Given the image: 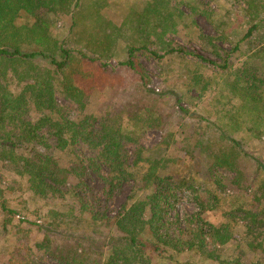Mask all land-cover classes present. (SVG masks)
Masks as SVG:
<instances>
[{
	"label": "rangeland",
	"instance_id": "obj_1",
	"mask_svg": "<svg viewBox=\"0 0 264 264\" xmlns=\"http://www.w3.org/2000/svg\"><path fill=\"white\" fill-rule=\"evenodd\" d=\"M38 14L47 20L46 36L50 43L60 44L72 55L82 51L98 60L73 59L66 70L69 80L86 91L77 101L56 93L55 102L65 116L74 121L93 116L103 122L116 115L117 124L139 138L143 167L153 161L164 166V172H171L175 181L185 178L193 184L192 190L178 195L180 199L169 214L170 220L199 212L193 196L198 194L194 186L199 185L215 195L213 203L202 213L205 220H220L225 210L240 204L246 210L261 212L260 218H264V198L254 187L262 182H253L256 160L264 163V122H255L244 111L233 90L235 76L244 63L249 62L247 68L264 65L263 55H255V50L246 47L242 57L233 58V69L229 65L222 71L191 55L156 58L150 53L162 55L169 46L181 47L222 63V52L242 38L251 22L264 17V0H83L73 21L68 15L46 9H40ZM18 21L33 24L35 19L23 16ZM129 47L146 48L134 52L135 62L144 71V86L118 65L125 61ZM96 54L103 57L98 59ZM16 68L20 72L28 67ZM6 78L8 90L17 93L20 88L11 71ZM28 116L34 119L36 111L31 108ZM254 123L258 124L259 133H254ZM221 132L240 144L241 180L237 172L210 170L214 154H220L225 146ZM45 133L48 148L35 145L34 150L57 156L63 165L75 163L78 167L82 157L91 154L78 146L73 151L76 159L66 155V150L55 149V139ZM24 146L26 149L21 151L26 156L29 146ZM126 149L132 152L135 145L128 144ZM83 179L101 204L94 209L110 215L115 214L130 190L129 185H124L107 201L101 195L102 182L93 172L87 170ZM0 189L14 212L6 216L0 211V264H58L35 248L44 235L37 226L50 233L58 232L53 236L54 246H62L66 233L61 230L69 226L80 229L84 226L82 220L86 222L89 215L80 213L69 195H35L20 166L1 160ZM201 192L200 200L207 205L206 195ZM238 199L241 202H236ZM58 218L63 219L59 231L51 226ZM250 241L252 238L244 233L243 225L238 226L236 238L223 257L229 261L239 258L241 264L262 257L264 252L260 249L251 251Z\"/></svg>",
	"mask_w": 264,
	"mask_h": 264
},
{
	"label": "trees",
	"instance_id": "obj_2",
	"mask_svg": "<svg viewBox=\"0 0 264 264\" xmlns=\"http://www.w3.org/2000/svg\"><path fill=\"white\" fill-rule=\"evenodd\" d=\"M82 1L0 0V160L19 165L35 195L43 198L69 195L79 212L89 215L86 222L82 220L84 226L80 229L69 226L61 230L63 219L53 220L51 226L66 233L62 246H54L53 236L58 232L50 233L37 226L44 235L35 248L58 264H241L239 258L225 259L223 252L236 238L238 226L243 225L244 233L252 238L248 243L251 251L260 249L264 252V218H260L261 212L246 210L240 204L225 210L220 220H205L202 213L211 205L210 202L213 203L215 195L199 185L194 186L198 194L193 195L199 212L170 220L169 214L179 196L186 190H192L193 184L185 178L175 181L171 172H164V166L153 161H148L143 167L139 138L117 124L116 115L103 122L93 116L74 121L67 118L56 104V93L77 101L86 91L75 86L65 73L73 59L98 60L82 51L72 55L60 44L50 43L46 36L47 20L39 16L38 11L46 9L51 13L68 15L73 21ZM23 16L35 19L34 23L20 24L18 19ZM246 47L249 51L255 50V55L264 57V17L251 22L242 38L229 50L221 51L225 58L222 63L181 47L169 46L162 55L150 53L156 58L169 54L191 55L224 71L229 65L230 70L233 69V58L242 57L240 54ZM141 48L146 49L129 47L125 61L118 65L130 71L144 86L143 68L134 60V52ZM97 56L98 59L103 57ZM246 62L235 76L233 90L242 101L244 111L253 116L255 122H264V65L247 68ZM18 65L28 68L19 72L16 70ZM9 71L20 88L17 93L7 88ZM31 108L36 111L34 119L27 118ZM46 131L55 139L56 150H66L64 154L76 159L74 148L83 146L91 154L83 156L81 165L77 167L75 163L63 165L55 155L37 153L35 145L48 148ZM259 132L258 124L254 123V133ZM223 134L220 133V139L225 146L220 149V154H214L215 162L210 170L237 172L241 180L240 144ZM128 144L135 145L132 152L126 149ZM24 145L29 146L26 156L21 151L26 149ZM87 170L102 182L101 195L107 201L124 185L130 186L127 197L115 214L94 209L101 204L83 179ZM254 173L253 182H262V185L254 184V187L261 192L263 199L262 161L256 160ZM200 192L206 195L207 205L200 200ZM0 211L6 216L14 214L1 189ZM66 224L70 225L69 222ZM246 264H264V253Z\"/></svg>",
	"mask_w": 264,
	"mask_h": 264
}]
</instances>
